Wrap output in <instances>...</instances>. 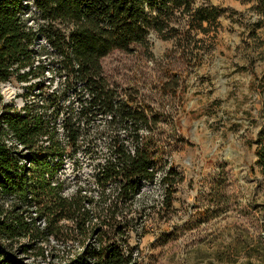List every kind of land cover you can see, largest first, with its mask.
<instances>
[{"label":"rangeland","instance_id":"1","mask_svg":"<svg viewBox=\"0 0 264 264\" xmlns=\"http://www.w3.org/2000/svg\"><path fill=\"white\" fill-rule=\"evenodd\" d=\"M209 3L224 12L216 33L195 37L193 51L151 35L146 45H134L131 52L115 50L100 61L105 79L121 98L148 107L160 119L162 169L154 183L143 184L131 213L103 211L108 201L92 185L103 155L94 148L66 151L62 165L51 159L54 169L44 176L59 181L48 192L60 186L63 197H70L84 184L88 198L100 196L86 205L94 216L92 230L111 234L114 226L120 228L118 240L132 249L138 264H264V168L255 155L258 134L264 132V0ZM51 89L0 84V111L3 105L20 109L26 100L38 105ZM68 104L77 107L70 92L64 106ZM104 119L96 116L95 124L102 126ZM106 141L100 137L93 145L103 147ZM170 166L182 181L173 188L168 208L159 176ZM58 226L63 234L43 244L47 258L22 253L28 240L15 239L8 243L13 262L60 264L102 237L80 235L69 221Z\"/></svg>","mask_w":264,"mask_h":264},{"label":"trees","instance_id":"2","mask_svg":"<svg viewBox=\"0 0 264 264\" xmlns=\"http://www.w3.org/2000/svg\"><path fill=\"white\" fill-rule=\"evenodd\" d=\"M223 12L209 0H0V84L52 88L38 105L26 100L20 109L3 105L0 111V264H16L8 251L15 239L28 240L22 253L47 258L43 244L62 233V220L80 235L102 237L60 264H138L132 249L118 240L120 228L114 226L111 234L92 230L94 216L86 205L104 195L106 214L131 213L143 184L154 183L162 169L160 119L148 107L121 98L105 79L100 61L115 50L131 52L134 45H146L151 35L193 51L198 34L216 33ZM69 92L75 108L64 106ZM96 116L105 118L102 126L95 124ZM104 136L103 147L93 145ZM257 145L256 162L264 168V132L258 134ZM84 148L103 155L92 176L100 196L88 198L84 184L70 197H63L60 186L48 192L52 182L44 176L54 169L50 160L62 165L66 151L76 154ZM181 181L171 166L159 176L168 208Z\"/></svg>","mask_w":264,"mask_h":264},{"label":"built area","instance_id":"3","mask_svg":"<svg viewBox=\"0 0 264 264\" xmlns=\"http://www.w3.org/2000/svg\"><path fill=\"white\" fill-rule=\"evenodd\" d=\"M59 181H56V184H58ZM54 182H52V185H56Z\"/></svg>","mask_w":264,"mask_h":264}]
</instances>
